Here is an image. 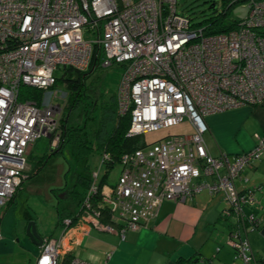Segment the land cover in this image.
Segmentation results:
<instances>
[{
    "label": "built area",
    "instance_id": "1",
    "mask_svg": "<svg viewBox=\"0 0 264 264\" xmlns=\"http://www.w3.org/2000/svg\"><path fill=\"white\" fill-rule=\"evenodd\" d=\"M247 3L237 28L205 35L178 10L177 0H0V207L25 178L29 148L52 135L57 145L67 93L55 88V71H87L96 53L99 66L122 67L116 98L118 111L130 114L128 136L185 118L195 131L124 155L112 187L100 188L94 171L81 205L93 225L116 231L99 221L106 209L121 221L120 233L134 230L154 218L164 201L185 202L207 190L223 195L224 217L256 226L259 219L242 211L254 194L239 192L235 180L264 157V136L232 157L210 155L202 137L205 116L264 101V0ZM23 89H39L42 97H28ZM236 233L229 243L243 264H264L246 240H235ZM64 251L62 237L47 239L36 264H60ZM69 264L92 263L73 257Z\"/></svg>",
    "mask_w": 264,
    "mask_h": 264
},
{
    "label": "crops",
    "instance_id": "2",
    "mask_svg": "<svg viewBox=\"0 0 264 264\" xmlns=\"http://www.w3.org/2000/svg\"><path fill=\"white\" fill-rule=\"evenodd\" d=\"M204 123L207 129L202 137L210 155L232 157L250 151L256 145V136H264V101L209 114L204 117ZM119 167L121 171V165ZM101 176L99 174L98 185ZM91 177L92 173L89 185ZM112 186L103 183L100 188ZM235 186L239 192L250 190L254 194L252 202L242 205V211L247 217L255 215L259 219L256 226L248 221H242L238 226L234 216L224 217L223 195L201 190L185 202L164 201L154 218L123 233L119 232L121 221L116 220V216L112 218L106 209L99 215V221L112 225L116 231L93 225L81 209L88 188L77 199L66 194L72 186L63 188L61 191L65 190V193L56 205L54 231L45 235L36 221L28 220L24 229L29 222H34L42 243L33 242L27 235L28 238H24L27 244L18 240L16 250L0 254V260L5 257L7 264H36L43 242L62 237L65 251L61 263L64 258L69 261L77 257L92 264H232V255L239 256L229 241L237 232L239 238L235 240H246L256 260L264 262V157L245 168L235 180ZM93 206L98 208V196ZM58 208L74 217L73 220L67 217L71 220L69 225L58 224ZM0 235V250L4 251L8 243L2 244L1 227ZM240 263L243 264L242 259Z\"/></svg>",
    "mask_w": 264,
    "mask_h": 264
},
{
    "label": "rangeland",
    "instance_id": "3",
    "mask_svg": "<svg viewBox=\"0 0 264 264\" xmlns=\"http://www.w3.org/2000/svg\"><path fill=\"white\" fill-rule=\"evenodd\" d=\"M213 1H215V10L220 11L221 0H177V6L179 11L188 15H198L197 19L193 20L197 21L200 16L199 14H201L200 11L204 10L207 15L211 13V9L208 7ZM247 14L248 3L237 4L230 9L228 20L230 22L240 20L246 17ZM121 73L122 67L118 65L110 67L98 66L92 71L90 77L87 79V83L89 85L90 81H92L94 90L109 95L111 92H116ZM63 74L64 68H58L55 71V76L58 78ZM55 88L59 92L67 93L61 83H58ZM24 92L25 90L23 89ZM235 109L231 108L227 110ZM194 131L192 122L188 118H185L175 125L144 133L143 139L147 145H151L164 138L191 135ZM49 152V138L43 137L34 143L31 152L26 154L25 178L21 186L16 191L13 201L8 205L0 207V227L2 228L4 237L2 244L8 243L4 247V251L0 250V254L16 250L15 246H17L18 240L21 243L26 242L27 244V241H24V238H28L24 226L28 220L36 221L35 224L37 223L39 230L45 235L54 231L56 205L61 200L63 193H65V190H61L63 188L69 189L75 183L77 174L88 175L89 178L93 171L104 174L105 166L100 169V156L97 153L90 154L86 161L78 160L75 150L68 145L63 147L60 153L49 156L44 166L40 165L41 169H37V165H39L38 160L45 153ZM119 174V166L109 171L106 184L114 185ZM233 258L232 264H241L239 257L232 255ZM0 264H7L5 257H3L2 261L0 260Z\"/></svg>",
    "mask_w": 264,
    "mask_h": 264
},
{
    "label": "trees",
    "instance_id": "4",
    "mask_svg": "<svg viewBox=\"0 0 264 264\" xmlns=\"http://www.w3.org/2000/svg\"><path fill=\"white\" fill-rule=\"evenodd\" d=\"M247 1L221 0L220 11L215 10V1H213L208 7L211 9V13L207 15L204 10L200 11L201 14H199L197 21L193 20L197 19L198 15L194 14V16H191L182 11L180 12L188 16L192 21V26L201 28L205 35L227 33L237 28L247 17L230 22L228 20L230 9ZM261 33L264 34V31ZM98 66L99 56L95 53L87 71L65 67L64 74L60 78L57 77L56 85L61 83L67 91L64 106L62 105V112L58 120V142L56 146L52 145L54 136L52 135L49 139L50 152L45 153L38 160L37 169H41L39 166H44L49 156L60 153L66 145L75 150L78 160L86 161L90 154L97 153L102 158V167L105 166L104 174L100 178V187L103 183H106L108 172L120 165L121 158L124 155L147 144L143 139V134L136 136L127 135L130 125V114H121L118 111L116 92L105 95L94 90L92 81L88 85L87 79ZM25 91H29L28 97L36 99L42 97V91L39 89H26ZM89 180L88 175L77 174L75 183L66 193L67 196H82L84 190L89 186ZM13 198L14 196L8 204L11 203ZM57 211V222L59 225H63L64 219L70 217V213L62 208H58ZM70 218L74 219V217ZM69 261L64 258L60 264H69Z\"/></svg>",
    "mask_w": 264,
    "mask_h": 264
},
{
    "label": "water",
    "instance_id": "5",
    "mask_svg": "<svg viewBox=\"0 0 264 264\" xmlns=\"http://www.w3.org/2000/svg\"><path fill=\"white\" fill-rule=\"evenodd\" d=\"M26 233L33 242L42 243L40 235L37 233L34 222H29L26 227Z\"/></svg>",
    "mask_w": 264,
    "mask_h": 264
}]
</instances>
